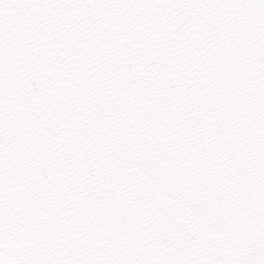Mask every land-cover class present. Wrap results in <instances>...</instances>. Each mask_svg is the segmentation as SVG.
Listing matches in <instances>:
<instances>
[{
    "label": "snow or ice",
    "instance_id": "1",
    "mask_svg": "<svg viewBox=\"0 0 264 264\" xmlns=\"http://www.w3.org/2000/svg\"><path fill=\"white\" fill-rule=\"evenodd\" d=\"M0 264H264V0H0Z\"/></svg>",
    "mask_w": 264,
    "mask_h": 264
}]
</instances>
